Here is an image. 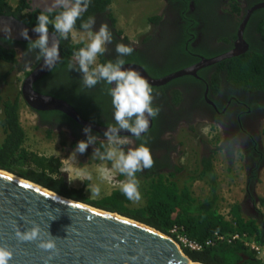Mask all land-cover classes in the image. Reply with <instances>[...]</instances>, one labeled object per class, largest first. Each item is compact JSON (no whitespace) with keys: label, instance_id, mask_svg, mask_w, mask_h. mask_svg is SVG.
Here are the masks:
<instances>
[{"label":"flooded vegetation","instance_id":"obj_1","mask_svg":"<svg viewBox=\"0 0 264 264\" xmlns=\"http://www.w3.org/2000/svg\"><path fill=\"white\" fill-rule=\"evenodd\" d=\"M184 1L187 4L183 3L182 0H164V15L158 23V26L160 25L158 32L140 46L130 44L135 48V52L132 56L125 57L129 65L140 67L152 79H160L185 69L192 71L201 61L213 60L233 50L240 52L236 56L239 57L247 53L250 46L255 45L258 48H264V43L256 32L260 21L259 11L262 9L252 10L254 5L264 2V0H240L241 13L236 19L228 15L227 0ZM249 11L251 12L243 28L242 39L245 42L243 45L237 41V33ZM95 18L94 31H98L100 24L106 22L113 32V43L108 45L109 51L104 58L106 61L114 60L116 58V43H129L117 35L112 18L107 17L106 14H96ZM75 31L84 32L83 30ZM227 41H230V44ZM21 43L8 44L7 41L0 39V46L12 49L16 58L18 55L17 63L10 65L9 70L2 74H9L6 78L7 84L13 69L23 68L24 77L19 89L20 104L27 106L35 117L36 125L44 130L46 137V131L51 130L50 138L53 134L56 135L57 139L68 137L71 144H77L78 141L86 139L82 131L83 127L63 113L35 111L23 101L22 86L41 62L35 59V52H27V47H23L20 45ZM159 47H166V50H162L159 54ZM230 59L233 58L222 59L192 71L191 75L174 79L159 87H152L155 97L153 103L160 108V113L157 118L151 121L147 136L154 164L151 169L145 170L143 174L149 172L168 177L174 176V172L181 174L182 171L183 173L185 169L177 167L174 162L176 146L172 134L177 132L181 123L206 120L205 124L210 125V127L215 126L220 131L222 140L218 142V139L214 138L216 146L218 145L215 151L202 144V148H206V150L201 152L200 161L202 158L210 159L213 167V159L217 152L219 154L224 153L226 157L231 158L234 152L228 149L227 141L238 135L239 149L244 156L246 171L249 176V189L245 193L241 208L246 212L250 211L257 218L258 216L252 207L256 201L253 186L255 176L257 177L258 171L264 167V152L258 128V124L264 121V92L245 90L230 83L227 79L228 61ZM97 63H99V57ZM55 67L33 83L32 88L37 94L65 102H67V98L79 102L80 98L87 97L85 100L92 101L89 99L90 97H97L98 99L93 100V102L100 104V99H104L103 96L106 95L104 87L106 85L103 82L91 90L84 89L81 84V73L68 72L67 70L61 73ZM216 80L219 82L214 85L213 82ZM0 84L5 85L2 78H0ZM106 109L107 111L102 108L104 111L93 113L97 115L101 123H113L112 104ZM96 134L104 139L103 135ZM136 143L140 142L137 141ZM74 148L71 149L74 151ZM93 149L94 146L88 148L91 154ZM200 161L195 164L198 166L197 169L195 168L196 170H200L202 167Z\"/></svg>","mask_w":264,"mask_h":264},{"label":"trees","instance_id":"obj_2","mask_svg":"<svg viewBox=\"0 0 264 264\" xmlns=\"http://www.w3.org/2000/svg\"><path fill=\"white\" fill-rule=\"evenodd\" d=\"M182 1L187 4L186 1ZM109 7L110 0H91L88 10L77 20L74 30H82L80 24L86 21L89 16L106 14L107 17L112 18ZM227 8L228 15L236 19L241 13L240 0H227ZM59 11L60 9H56L53 16ZM41 13L42 11L39 9H33L27 0H19L15 8H12L6 0H0V15L18 18L30 28L35 26L37 16ZM259 13L260 21L256 32L264 43V9L260 10ZM112 21L114 22L113 18ZM150 22L152 24L159 23L160 19L154 16L150 18ZM49 32H53L51 25H49ZM117 35L120 36V32H117ZM149 39L150 37L145 38L144 42ZM7 42L8 44L15 43ZM227 43L230 44V41ZM20 45L28 47V43L25 42ZM85 45L84 42L72 43L70 38L61 41L59 46L61 62L55 68L59 69L61 73L65 72L66 64L73 58V53ZM0 62L15 65L17 63L15 52L0 46ZM104 62H106L104 56H100L99 63ZM8 75L0 74V78L5 82V85L0 84V87L9 85L6 82ZM227 79L230 83L245 90L264 92V48L253 45L244 55L230 59L228 61ZM218 82L219 80H216L213 83L215 85ZM104 88L106 95L103 96L104 99H100V104L93 102V100L98 99L97 97H90L89 99L92 101L85 100L87 97L80 98L79 102L68 98L66 101L83 120L94 125L107 127L109 122L101 123L97 115L93 113L104 111L102 108L107 111L106 108L111 105V97L107 91L108 86ZM0 111V170L42 186L62 197L146 224L170 236L173 240L177 239L176 235L170 234L173 227L178 228L180 233L189 240L200 244L212 239L214 233H219L225 237L237 235L238 239L231 243L225 241L212 247L204 246L199 252L182 250L191 261L202 264H257L255 253L250 249L249 244L264 248L262 231L255 220L241 217V210L238 205H233L227 215H222L217 211L218 182L210 159H201L202 167L197 170V175H195V181H204L209 186V196L203 202L198 203L191 196L186 185L190 176H184L182 186L179 187L173 180L175 178L173 175L163 177L142 173H137V178L141 177L138 179L142 182L140 188L144 191L146 199L144 207L128 208L130 201L119 190L113 191L98 201H93L85 196L83 190H75L67 186L65 176L60 171L62 163L59 158L41 156L24 147L26 135L19 120V91L14 97L0 95ZM50 134L51 130H47L46 138L50 139ZM75 145V143L71 144V147L73 148ZM123 179L124 176H119L120 181ZM256 180L257 177L255 176L254 181ZM247 189H249V185H247Z\"/></svg>","mask_w":264,"mask_h":264},{"label":"water","instance_id":"obj_3","mask_svg":"<svg viewBox=\"0 0 264 264\" xmlns=\"http://www.w3.org/2000/svg\"><path fill=\"white\" fill-rule=\"evenodd\" d=\"M259 9H264V2L252 7V10ZM251 11L245 16L237 33V41L243 45V28ZM23 28L29 30V36L33 40L38 38V34L18 18L0 15L1 40L28 42L20 36ZM7 29L11 30V39L4 36ZM51 34L49 32L50 42ZM239 54L240 52L233 50L213 60H203L192 71ZM41 64L42 61L22 86V98L28 107L40 112H61L81 127L91 125L93 132L103 135L106 127L83 120L67 102L39 95L33 90V83L49 72L42 70ZM125 67L139 70L152 87L192 74L191 69H185L160 79H152L140 67ZM51 217L56 219L51 220ZM33 225L41 228V235L37 240L23 241L15 235L17 226L23 232ZM50 238L55 239V249L45 250L39 247L41 239ZM0 246H6L13 252L9 264H202L191 261L169 236L146 224L62 197L2 170Z\"/></svg>","mask_w":264,"mask_h":264},{"label":"clouds","instance_id":"obj_4","mask_svg":"<svg viewBox=\"0 0 264 264\" xmlns=\"http://www.w3.org/2000/svg\"><path fill=\"white\" fill-rule=\"evenodd\" d=\"M90 4L91 0H54L52 7L37 16L32 32L38 34V38L33 40L27 28L21 29L20 36L28 41L26 51L36 53L35 59L42 61V70L52 71L61 62L60 42L68 40L74 34L77 20L88 10ZM56 9L60 11L53 16ZM95 24V16H89L80 24L88 43L73 53V58L66 64V70L82 74L81 84L84 89L91 90L101 82L108 86L114 123L106 127L103 132L104 139L93 132L91 125L84 126L82 131L86 139L77 142L72 156L76 158V153L83 154L89 146H94L92 157L102 162H110L111 168L125 177L119 182L122 195L129 201L140 202L142 196L137 173L153 167L154 160L147 136L150 122L159 116L160 108L153 103L155 97L150 82L136 68L125 67L129 65L125 57H130L135 52L130 44L116 43V58L97 63L98 57L108 53V45L113 43L114 35L106 22L100 24L98 31L93 30ZM49 25L53 28L51 42ZM4 34L11 39L10 29L5 30ZM84 39L85 36H80V40ZM125 132L128 134H122ZM98 141L100 143L97 147ZM137 141L140 143L137 144ZM227 146L234 153L238 151L239 136L231 137ZM87 179L92 180L91 173L87 174ZM87 189L91 196L101 195L98 184H87ZM54 219L56 217H51V220ZM15 235L23 241H34L40 237L41 228L33 225L22 232L17 226ZM48 235L52 236L49 232ZM39 247L45 250L55 249V239H41ZM12 257L13 252L8 247L0 246V264H9Z\"/></svg>","mask_w":264,"mask_h":264},{"label":"rangeland","instance_id":"obj_5","mask_svg":"<svg viewBox=\"0 0 264 264\" xmlns=\"http://www.w3.org/2000/svg\"><path fill=\"white\" fill-rule=\"evenodd\" d=\"M6 1L12 8H15L19 2V0ZM27 1L33 9H39L42 12H46L54 3V0ZM164 8V0H110L109 13L114 19L115 31L120 32V39L133 46H140L145 38L152 37L158 32L160 25L158 26V23L152 24L150 18L156 16L161 19L164 15ZM73 32L74 34L69 37L72 43H88L84 32L75 30ZM82 35L85 36L84 40H80ZM158 50L160 54L162 50H166V47H159ZM16 59L18 60V55ZM9 68L10 65L0 62V74H4ZM23 77V68L13 69L9 77V85L0 88V95L14 97L20 89ZM19 120L26 135L24 147L41 156L59 158L62 163L60 171L65 176L69 188L83 190L85 196L93 201H98L110 195L113 191L119 190V176L121 175L111 168L110 162H102L93 158L88 149L83 154L76 153V158L72 156L73 150L68 137H60L58 140L55 137L56 135L53 134L50 139L46 138L44 130L36 125L35 117L25 104H20ZM204 122L207 121L181 123L177 128V132L172 134L176 146L174 162L177 167L185 169L181 174L174 172L175 178L173 180L181 187L182 178L186 175L190 176L186 185L191 196L198 203L203 202L209 196V186L204 181H195V175L198 172L196 170L198 166L195 164L200 161L201 152L206 150V148H202V144L215 151L218 145L216 146L214 138H217L218 142L222 140L220 131L215 126L210 127ZM258 128L264 152V121L258 124ZM99 143H97V147ZM213 167L218 182L217 195L219 199L216 203V209L220 214L227 215L233 205L242 204L245 193L248 191L249 176L246 171L244 156L240 149L233 153L231 158L226 157L224 153L219 154L217 152L213 159ZM261 170H263V178L260 192L264 195V167ZM88 173H91L92 180L87 179ZM147 174L154 175L149 172L144 173V175ZM178 177H180V180H178ZM87 184H98L101 187V195L99 197L91 196ZM140 187H142V182L139 180L141 201H130L128 208L137 209L145 206L144 191ZM243 215L245 219L254 217L250 211L245 212Z\"/></svg>","mask_w":264,"mask_h":264},{"label":"built area","instance_id":"obj_6","mask_svg":"<svg viewBox=\"0 0 264 264\" xmlns=\"http://www.w3.org/2000/svg\"><path fill=\"white\" fill-rule=\"evenodd\" d=\"M171 235H176L177 239L173 240L181 248L189 250L192 252H199L204 246L212 247L218 243L227 242L231 243L232 241L238 239L237 235L231 237H225L219 233H214L212 239L207 240L204 244L197 243L195 241L189 240L186 236L180 233L178 228L173 227L170 231ZM250 249L255 253V258L258 261L257 264H264V248H261L254 244H249Z\"/></svg>","mask_w":264,"mask_h":264},{"label":"crops","instance_id":"obj_7","mask_svg":"<svg viewBox=\"0 0 264 264\" xmlns=\"http://www.w3.org/2000/svg\"><path fill=\"white\" fill-rule=\"evenodd\" d=\"M263 168V167H262ZM261 168V169H262ZM259 170L258 171V174H257V180L254 181V195H255V198H256V201L253 203V210L256 212L257 214V218L254 216V217H251L248 219H253L255 220L256 224L258 225V227L261 229L262 231V234H263V238H264V195L260 192V187L262 185V171L263 170ZM247 180V178H246ZM240 207V210H241V217L243 219H245L243 216V214L246 212L244 210H242L241 208V204L238 205Z\"/></svg>","mask_w":264,"mask_h":264}]
</instances>
